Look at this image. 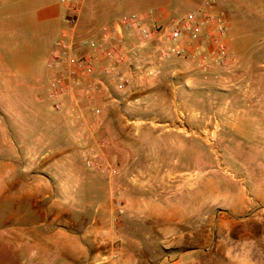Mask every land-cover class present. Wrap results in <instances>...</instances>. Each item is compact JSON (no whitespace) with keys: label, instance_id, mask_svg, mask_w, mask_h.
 Here are the masks:
<instances>
[{"label":"rangeland","instance_id":"374dc122","mask_svg":"<svg viewBox=\"0 0 264 264\" xmlns=\"http://www.w3.org/2000/svg\"><path fill=\"white\" fill-rule=\"evenodd\" d=\"M152 1L107 6L118 19ZM218 4L241 57L232 73L206 80L196 62H161L151 48L122 69L124 89L101 78L92 97L62 98V112L50 95L54 39L12 37L0 106L22 184L43 195L32 211L0 194V230L38 214L43 242L29 244L27 264H264V0Z\"/></svg>","mask_w":264,"mask_h":264},{"label":"built area","instance_id":"2783aa9c","mask_svg":"<svg viewBox=\"0 0 264 264\" xmlns=\"http://www.w3.org/2000/svg\"><path fill=\"white\" fill-rule=\"evenodd\" d=\"M219 1L203 0L198 8L182 16L161 9L125 14L105 25L99 38L80 43L74 40L78 16L65 17L67 28L54 42L48 61L50 95L56 111H63L64 97H92L90 91L96 90L92 84H101V78H115L118 88L124 89L122 69L138 66L148 46L161 62H196L206 80L219 81L224 74L232 73L236 61L231 56L228 22L213 12ZM78 109L77 101L71 111L78 113ZM85 162L105 171L103 157L95 158L88 152Z\"/></svg>","mask_w":264,"mask_h":264},{"label":"crops","instance_id":"0c3cea01","mask_svg":"<svg viewBox=\"0 0 264 264\" xmlns=\"http://www.w3.org/2000/svg\"><path fill=\"white\" fill-rule=\"evenodd\" d=\"M202 2L203 0L152 1L154 5H158L157 9L176 16L195 10ZM77 7H80L78 13ZM220 7L217 4L213 12L218 13ZM68 16L79 18V26L74 36L77 43L99 38L101 29L117 19V16L109 10L107 0H0V102L2 99H10L12 93L11 55L13 50H17L12 46V37L33 35L37 41H42L46 36H51L56 41L67 28L64 18ZM229 43L231 56L239 63L240 53L232 45L230 38ZM150 49L151 46L146 47L142 55L144 56ZM23 77V87L27 90V73ZM41 82V78L35 79V83ZM31 89L37 91L39 87L32 86ZM8 109L6 106H0V194L18 195L19 202L25 203L27 210L30 204L31 210L36 211L39 201L42 200L43 188L29 187L27 180L22 184L17 165L21 156L13 155L12 127L11 120L7 116L10 113ZM35 218L34 221L29 220L25 215L20 220V226L15 225L12 229L0 230V264H12L13 259L27 264L26 252L29 244L43 242V223L38 220V214H35ZM29 226L35 229L30 230Z\"/></svg>","mask_w":264,"mask_h":264}]
</instances>
